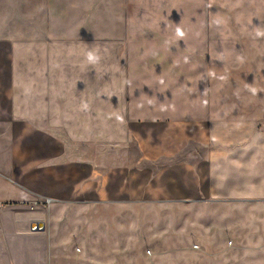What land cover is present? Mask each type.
<instances>
[{"label":"crops","instance_id":"0c3cea01","mask_svg":"<svg viewBox=\"0 0 264 264\" xmlns=\"http://www.w3.org/2000/svg\"><path fill=\"white\" fill-rule=\"evenodd\" d=\"M3 4L0 32L32 34L0 35V264L22 239L41 264L59 209L264 208L262 116L218 105L210 40L136 0ZM135 220L116 218L118 256Z\"/></svg>","mask_w":264,"mask_h":264},{"label":"rangeland","instance_id":"374dc122","mask_svg":"<svg viewBox=\"0 0 264 264\" xmlns=\"http://www.w3.org/2000/svg\"><path fill=\"white\" fill-rule=\"evenodd\" d=\"M6 5H0L3 26ZM135 7L138 19L182 24L187 35L210 40L216 60L210 87L218 105L250 118L260 114L264 123V0H136ZM10 25L17 30L0 35L23 40L32 34L18 30L15 21ZM6 49L1 45L0 55L6 56ZM53 215L65 220L50 225L52 251L41 240V264H264L262 207L72 208ZM117 216L136 218L121 226L126 233L121 244L132 250L130 256L115 252ZM22 242L17 255L6 251L7 263L34 264L33 250Z\"/></svg>","mask_w":264,"mask_h":264},{"label":"water","instance_id":"95a60500","mask_svg":"<svg viewBox=\"0 0 264 264\" xmlns=\"http://www.w3.org/2000/svg\"><path fill=\"white\" fill-rule=\"evenodd\" d=\"M31 228L32 230H44L45 224L44 222L37 221L32 224Z\"/></svg>","mask_w":264,"mask_h":264}]
</instances>
